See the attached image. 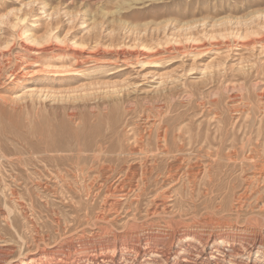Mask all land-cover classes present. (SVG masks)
<instances>
[{
	"label": "rangeland",
	"instance_id": "1",
	"mask_svg": "<svg viewBox=\"0 0 264 264\" xmlns=\"http://www.w3.org/2000/svg\"><path fill=\"white\" fill-rule=\"evenodd\" d=\"M0 67V245L16 258L98 230L102 197L74 164L91 148L176 142L187 156L221 146L264 157V0H0ZM243 175L240 161L214 173L235 192ZM172 195L183 206L190 188Z\"/></svg>",
	"mask_w": 264,
	"mask_h": 264
},
{
	"label": "bare ground",
	"instance_id": "2",
	"mask_svg": "<svg viewBox=\"0 0 264 264\" xmlns=\"http://www.w3.org/2000/svg\"><path fill=\"white\" fill-rule=\"evenodd\" d=\"M13 68L10 74L17 83L20 79L17 73L19 64ZM35 92L32 88L15 93L14 98L19 100L25 94L32 95ZM259 96L264 97V93L261 92ZM7 101H3V105ZM237 102L238 95H230L232 109L239 106ZM129 107L132 109L134 106L130 103ZM175 143L152 147L140 143H131L130 146L122 144L125 147L96 146L90 149L95 152L90 161L81 155L77 156L78 152L73 150L72 156H77L74 164L80 171L86 169L90 189L96 191V197H102L100 212L95 217L98 230L93 233L95 229H92L93 235L81 237L79 245L70 239L59 246L42 247L18 258L15 249L5 243L0 245V264H124L128 261L129 264H264V195L252 196L258 191H253L254 183L264 181L263 155L257 157L255 147L249 146L250 153L244 155L234 148L225 152L220 146L215 150H207L205 159L201 157L204 151L202 148L197 149L195 156H187L189 153L186 154V151L190 150L185 148V144ZM109 154H116L117 157ZM123 154L124 157L120 156ZM238 161L244 175L240 178L243 181L242 188L235 192L233 189L236 185L231 184V180L224 182L223 178L215 177L214 173L230 169L231 165L236 167ZM60 177L64 179L66 176ZM201 179L204 180L203 190L196 188ZM176 184L190 188L191 196L185 201L182 199L183 206L177 200L172 203ZM197 189L203 197L201 203L194 200V191ZM75 192L78 193L77 190ZM145 200V210H138ZM122 210L127 214L126 219L117 229V218L121 217L119 221H122L124 217L121 215Z\"/></svg>",
	"mask_w": 264,
	"mask_h": 264
}]
</instances>
